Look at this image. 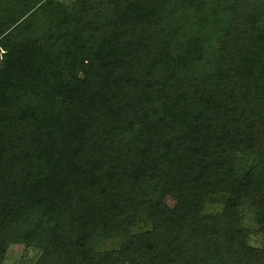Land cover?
<instances>
[{
    "label": "trees",
    "instance_id": "trees-1",
    "mask_svg": "<svg viewBox=\"0 0 264 264\" xmlns=\"http://www.w3.org/2000/svg\"><path fill=\"white\" fill-rule=\"evenodd\" d=\"M58 2L0 0V264H264V0Z\"/></svg>",
    "mask_w": 264,
    "mask_h": 264
},
{
    "label": "rangeland",
    "instance_id": "rangeland-1",
    "mask_svg": "<svg viewBox=\"0 0 264 264\" xmlns=\"http://www.w3.org/2000/svg\"><path fill=\"white\" fill-rule=\"evenodd\" d=\"M59 5L62 7H66L70 0H58ZM245 224L247 226L251 225V220L246 216ZM249 244L252 246H264V237L259 236H251L249 239ZM36 257V253L32 250L24 251L21 247H11L8 250V253L5 256L2 264H33L34 259Z\"/></svg>",
    "mask_w": 264,
    "mask_h": 264
}]
</instances>
